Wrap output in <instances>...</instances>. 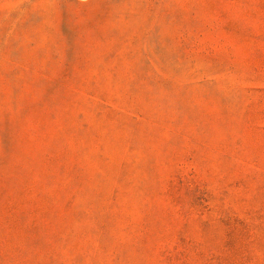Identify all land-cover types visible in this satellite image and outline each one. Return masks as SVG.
<instances>
[{
    "label": "rangeland",
    "instance_id": "374dc122",
    "mask_svg": "<svg viewBox=\"0 0 264 264\" xmlns=\"http://www.w3.org/2000/svg\"><path fill=\"white\" fill-rule=\"evenodd\" d=\"M0 264H264V0H0Z\"/></svg>",
    "mask_w": 264,
    "mask_h": 264
}]
</instances>
